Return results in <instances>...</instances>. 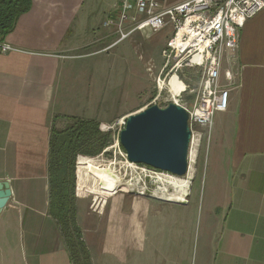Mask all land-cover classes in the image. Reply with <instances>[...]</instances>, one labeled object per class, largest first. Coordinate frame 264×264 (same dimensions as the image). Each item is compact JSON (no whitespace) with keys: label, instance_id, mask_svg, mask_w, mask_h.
Masks as SVG:
<instances>
[{"label":"crops","instance_id":"0c3cea01","mask_svg":"<svg viewBox=\"0 0 264 264\" xmlns=\"http://www.w3.org/2000/svg\"><path fill=\"white\" fill-rule=\"evenodd\" d=\"M116 2L32 0L3 40L13 49L0 54V182L11 191L0 211V264H71L48 213L50 129L56 115L108 114L76 107L78 100L103 97H92L67 60L91 47L92 53L113 47L107 41L115 34L103 22L115 15ZM226 60L238 76L227 110L213 120L197 193L190 187L186 201L173 202L116 192L108 183L95 190L103 195L94 199L98 212L77 194V222L92 264H264V9L246 20ZM149 63L159 73L164 61ZM84 164L90 165L80 155L78 188Z\"/></svg>","mask_w":264,"mask_h":264},{"label":"rangeland","instance_id":"374dc122","mask_svg":"<svg viewBox=\"0 0 264 264\" xmlns=\"http://www.w3.org/2000/svg\"><path fill=\"white\" fill-rule=\"evenodd\" d=\"M108 17H110V15ZM94 31L98 33L97 29ZM145 32L150 35L141 36L138 34L139 36H137L138 38L136 39L133 38L135 36L134 34L132 37L111 47L108 52L92 53L94 48L91 47L87 50L89 54L80 56L75 55V57L67 60V62L75 68L73 72L75 78H78V82L82 77V80L91 87L90 91L92 97L99 100L103 97V101L98 103L90 102L89 99H87V102H80L78 100L76 102V107L79 110L84 108L85 112L90 111L89 113H92L90 115H93L94 108H97L98 111L102 109L103 113L106 111L108 113L100 114L102 115L101 120L92 118L99 122V131L107 135L105 145L100 149L98 154H79L76 159L78 160L80 155L85 156V160L91 165L84 164L85 166L82 167L81 175L85 179V184L83 188H78L76 176L78 162L76 164V196L80 193L84 200V204L90 207L91 210L94 209V212L100 210V203L97 204V207L95 206V197H97L98 202L103 196L99 195L96 191H103L105 185L108 183L110 188L118 187L116 185V179L118 178L123 179L124 182L129 181L132 184L137 183L136 180H140V182L137 183V187H140L141 183L153 185V183H148L145 180V172L143 170H147V168L139 164L136 169H131L134 165H128L125 161V152L119 143V134L123 129L121 122H124V118L130 113L152 104L164 108L169 103H175L180 106H190V108H192L198 91L201 72L198 69L190 67L181 68L176 74L177 79L184 85V92L174 98L168 93L167 88L163 87L160 91L159 83L157 80L155 81V77L160 74L162 66L159 69V73H157L153 63H149V60L150 57H153L158 64L160 60H162L163 63L164 59L163 56L161 57L162 54L159 49L162 45L166 44L167 34L171 33V31L169 29H163L155 33ZM117 37L118 36L115 35L110 38L111 40L108 39L107 44L114 41ZM132 40L135 42H132ZM73 53L78 54L77 51ZM139 55H142L143 58H140ZM225 58L226 56L222 58V74L223 71L228 69V61L226 60V62ZM168 70L169 68H165L161 75V79L164 77L166 82L174 73L173 71L168 72ZM198 77L199 80L197 79ZM231 88L232 86L230 87V91ZM71 105H74V103ZM220 114V112H216L213 120L215 119L216 121V119L220 117ZM66 123L67 121L65 119H58L56 127L62 128ZM194 129L200 130L198 128ZM211 131L209 136L208 133L205 132L204 137L198 143L199 146L197 140H193L192 146L189 148V168L187 174L183 177H174V179L178 181H188L184 188V194H180L176 189L171 190V193L178 195L182 201H186L185 196L190 187L193 194L197 193L200 189L202 177L206 174V162L209 144L211 142ZM122 191L131 192L132 190H127L123 187L116 189V192ZM132 192H136V190L134 189ZM145 196H148V194Z\"/></svg>","mask_w":264,"mask_h":264},{"label":"built area","instance_id":"2783aa9c","mask_svg":"<svg viewBox=\"0 0 264 264\" xmlns=\"http://www.w3.org/2000/svg\"><path fill=\"white\" fill-rule=\"evenodd\" d=\"M163 3L164 0H117L115 15L108 17L103 27L111 28L118 36L111 46L134 34L148 35L145 31L171 30L162 52L163 67L155 78L160 91L165 87L170 93L169 88L161 84L165 82L164 77L161 79L165 68L174 72L171 76L185 67L200 70L201 79L192 108L182 106L188 112L190 148L193 140L196 139L198 144L205 132L209 136L214 114L228 108L230 87L234 85L238 72L226 69L222 74V58L235 52L240 29L246 20L264 9V0H186L172 6ZM12 49L8 43L0 41V54ZM121 125L123 128L125 120ZM125 156L127 164L134 165L131 169H136L139 164L129 162L126 153ZM143 167L147 168L143 170L145 180L158 186L162 181L173 182L174 177H183L146 165Z\"/></svg>","mask_w":264,"mask_h":264},{"label":"trees","instance_id":"16d2710c","mask_svg":"<svg viewBox=\"0 0 264 264\" xmlns=\"http://www.w3.org/2000/svg\"><path fill=\"white\" fill-rule=\"evenodd\" d=\"M31 6L32 0H0V41ZM58 119H65L66 125L57 128ZM98 126L95 119L56 115L50 129L48 213L55 221L71 264H92L77 222L76 159L79 154H98L105 145L107 135L100 132Z\"/></svg>","mask_w":264,"mask_h":264},{"label":"water","instance_id":"95a60500","mask_svg":"<svg viewBox=\"0 0 264 264\" xmlns=\"http://www.w3.org/2000/svg\"><path fill=\"white\" fill-rule=\"evenodd\" d=\"M124 119L119 143L129 162L176 176L187 174L191 131L188 112L182 106L169 103L162 108L152 104L130 113ZM10 195L8 184L0 182V211Z\"/></svg>","mask_w":264,"mask_h":264},{"label":"bare ground","instance_id":"6f19581e","mask_svg":"<svg viewBox=\"0 0 264 264\" xmlns=\"http://www.w3.org/2000/svg\"><path fill=\"white\" fill-rule=\"evenodd\" d=\"M162 85H165L169 88L170 90V94L175 98L180 91H182L184 89V85L183 83L180 82L179 79H177L176 75L171 76V78L169 79L168 82H162ZM123 120V119H122ZM121 124H123V121L121 122ZM192 146V145H191ZM189 165V162H188ZM189 168V167H188ZM137 179V178H136ZM173 182H166V181H162V185L158 186L156 184L153 185H148L145 183H141L140 187H137V183L140 182V180H136L137 183L132 184L129 181H125L121 178L116 179V185L119 187H123L125 189H130V190H136V193H140V194H148V196H152L155 198H159L162 200H166V201H173V202H182V200L180 199V197H178V195L171 193L172 189H176V191L180 192V194H184L185 193V187L188 183L187 180H176Z\"/></svg>","mask_w":264,"mask_h":264}]
</instances>
